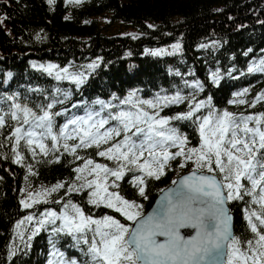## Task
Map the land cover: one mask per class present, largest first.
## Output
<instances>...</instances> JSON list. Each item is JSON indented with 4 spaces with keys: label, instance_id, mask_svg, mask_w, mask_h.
Instances as JSON below:
<instances>
[{
    "label": "trees",
    "instance_id": "trees-1",
    "mask_svg": "<svg viewBox=\"0 0 264 264\" xmlns=\"http://www.w3.org/2000/svg\"><path fill=\"white\" fill-rule=\"evenodd\" d=\"M0 100L15 94L19 102L28 103L34 110L37 104L49 102L55 89L70 94L67 103L57 104L53 111L66 115L55 118L57 128L68 116L82 115L86 107L99 100L111 101L113 96L124 98L136 91L143 99L157 94L173 95L180 92L191 99L207 100L217 111L256 115L264 113V101L253 108L252 101L264 92V73L247 71L250 65L264 59V0H82L80 4L68 0H0ZM109 23L102 24L101 19ZM118 23L120 28L116 29ZM151 26V27H150ZM127 30L134 35H123ZM135 37V38H133ZM180 44L171 56H156L150 51ZM51 63L60 68L85 70L86 64L97 62L86 82L76 87L57 81L32 63ZM218 72L219 83H213L212 73ZM179 73V74H177ZM199 82L203 91L196 92L188 84ZM247 89L245 104L229 103L236 93ZM39 90V91H37ZM63 97H61L62 99ZM116 103L117 101H112ZM10 101L0 103L7 110ZM75 104L77 107H72ZM188 100L164 108L161 116H173L187 111ZM14 122L8 121V125ZM187 136L189 147L199 145L197 128L191 121H173ZM11 127L0 130V264H48L54 251L62 253L65 261L76 260L88 264L89 258L72 243L68 235L56 238L47 230L34 236L28 248L10 255L9 242L15 224L34 209H58L54 201L62 198L67 183L73 181L75 167L83 160L61 152L39 155L35 159L21 142L18 149L24 155L23 165L13 163L11 142L5 139ZM50 145V141L48 142ZM96 149H78L77 154L92 158L97 163L115 167L111 161L96 155ZM59 157V162H49ZM160 179H146L147 199L138 194L131 183L132 174L119 181V193L129 201L142 205L143 213L154 202L161 189L173 179L177 160L171 162ZM31 167L35 175H30ZM172 168V169H171ZM67 182L65 188L53 193L51 201L24 209L21 189L25 185L53 186ZM247 185V182H244ZM66 199V198H65ZM87 193L67 195L92 217L110 215L118 220L117 212L89 205ZM250 197L229 203L234 219L236 237L252 239V233L243 218V210L256 211L249 205Z\"/></svg>",
    "mask_w": 264,
    "mask_h": 264
},
{
    "label": "snow or ice",
    "instance_id": "snow-or-ice-1",
    "mask_svg": "<svg viewBox=\"0 0 264 264\" xmlns=\"http://www.w3.org/2000/svg\"><path fill=\"white\" fill-rule=\"evenodd\" d=\"M81 2L68 0L72 4ZM48 3L51 5L53 0ZM3 19L0 17V22ZM172 48L175 53L180 44ZM164 53L165 50L160 49L151 54ZM33 67L57 81L67 80L77 87L87 80L85 72H72L70 67L60 68L55 64ZM96 67L97 63L87 65L89 70ZM247 71L264 73V59L250 65ZM219 79L218 72L212 73L213 83L218 84ZM187 86L196 92L203 91L199 82ZM247 91L236 93L229 103L245 104L241 97ZM69 98V93L57 88L51 97H46L49 102L35 106L37 110L19 102L15 94L0 100V103L11 102L6 111L0 107V130L7 126L12 129L5 139L11 142L13 163L23 165L25 157L18 150L21 142L33 159L38 154L37 149L43 157L63 149L61 155L68 153L76 160H83L81 166L73 169L74 182L57 183L37 191L22 190L26 191L27 198L21 199L20 204L27 209L34 204L47 203L48 197L65 188L67 183L65 195L86 191L89 204L112 209L135 226H125L110 215L95 219L68 200L59 215L51 210L41 214L36 220L37 226L31 229L29 241L46 225H56L59 221V226L52 228V234H66L78 244L88 245L85 253L90 257L88 264H264V113L244 115L217 111L211 97L197 101L195 93L191 94V99L179 91L143 99L136 91H130L126 97L113 96L108 102L97 99L93 105H98L99 110L88 106L83 115H70L57 128L55 118L66 115L69 110L53 109L57 104L67 103ZM185 100H188L187 111L161 116L164 108ZM260 101H264V92L257 95L250 106L254 108ZM205 108L207 114L201 112ZM9 120L14 124L8 125ZM173 121H191L199 134V146L188 147L187 136ZM93 147L97 156L111 161L115 167L77 154L78 149ZM178 157L182 160L181 168L188 162L195 165L192 173L173 181L178 187L165 193L157 210L146 217L141 204L125 199L119 191L110 190L119 189L118 182L131 173L133 187L147 199L146 179H160L170 162ZM49 162L58 163L59 157ZM28 172L35 175L31 167ZM246 196L251 198L249 205L258 206V210H245L253 235L252 239L242 240L231 231L226 204ZM54 202L60 203V200ZM34 219L32 215L26 216L16 228L20 229L26 222L31 224ZM183 228L195 229V235L186 239L181 235ZM18 235L22 238L21 233ZM157 237L164 239L161 242ZM53 249V259L48 264H77L76 260L65 261L63 254L55 251V244ZM9 251L10 255H15L14 251Z\"/></svg>",
    "mask_w": 264,
    "mask_h": 264
},
{
    "label": "rangeland",
    "instance_id": "rangeland-1",
    "mask_svg": "<svg viewBox=\"0 0 264 264\" xmlns=\"http://www.w3.org/2000/svg\"><path fill=\"white\" fill-rule=\"evenodd\" d=\"M101 22H102V24H107V23H109V20H108V18H103V19H101ZM115 26H116V29L117 28H120V26H119V24L118 23H116L115 24ZM120 34H123V35H126V34H129V35H134L135 33L134 32H131V31H127V30H121L120 32H119ZM172 46L173 45H170V46H168V47H164V48H158V49H156V50H153V51H157V50H160V49H164L165 50V53L164 54H162V55H156V56H171V55H174V54H176L177 52H175V53H173V48H172ZM153 51H150L151 53L153 52ZM259 61V60H258ZM257 61V62H258ZM92 63H97V62H91V63H88V64H86V71L87 72H85V70H83V69H81V70H72V69H70V71H72V72H85V74L86 75H88V73L90 72V71H92V70H89L88 68H87V65H89V64H92ZM47 64H51V63H47V62H45V63H32V67H33V65H47ZM34 68V67H33ZM36 70H38L37 68H35ZM43 72V71H42ZM45 73V72H44ZM46 74V73H45ZM46 75H48V74H46ZM50 77H52L53 79H55L53 76H50ZM56 80V79H55ZM61 81H63V82H68V83H70L71 84V82L70 81H67V80H61ZM72 84H74V83H72ZM75 85V84H74ZM76 87H77V85H75ZM91 106H94L95 108H96V110H99V106L98 105H93V103H91ZM201 112L203 113V114H207V112H208V109L207 108H205V109H202L201 110ZM84 114V113H83ZM82 114V115H83ZM199 115V114H198ZM250 126H252V125H250ZM199 146V145H198ZM189 147V146H188ZM171 151H173V152H175L176 151V149H171ZM177 160V166L174 168V174H173V180H172V182L175 180V178L177 177V176H179L180 174H183L185 171H187V170H193L194 169V167H195V165H193L191 162H188V163H186L185 164V166L183 167V168H181V167H179V164L182 162V160H181V158H177L176 159ZM173 161H175V160H173ZM173 161H171V162H173ZM170 162V166L169 167H171L172 165V163ZM83 164V163H82ZM113 164V163H112ZM115 165V164H114ZM168 167V168H169ZM172 169V168H171ZM167 170V168L165 169V171ZM75 176H76V174H75ZM89 179H91V177H89ZM75 181V177H74V179H73V181H71L70 183H72V182H74ZM54 186V185H53ZM52 186H46V187H43V186H41V185H39L38 187H32L31 185H25L22 189H21V199H26L27 198V196H26V191H37V190H40V189H42V188H51ZM22 190H26V191H22ZM66 190H67V188H66ZM110 190H113V191H117V189H110ZM81 192H79V193H76V192H73V193H71V194H80ZM87 193V192H86ZM66 198V199H65ZM56 200H60V203H56V204H58L59 206H58V209L56 210L55 208H51V207H46V208H43V209H40V210H38V209H34L31 213H29L27 216H29V215H32V216H34L35 217V219H34V221L31 223V224H29V223H25L20 229H17L16 228V225H17V223L19 222H17L16 224H15V226H14V228H13V233H12V235H11V239H10V242H9V247H10V249L12 250V251H14L15 252V254H17V253H19V252H21L22 250H24V249H26V248H28L29 247V245L31 244L30 242H31V240L29 241V239H28V236L29 235H31V229L33 228V227H36L37 226V224H36V220H38L39 218H40V216H41V214L42 213H44V212H46V211H49V210H51V211H55V212H57V214L59 215V213L63 210V205H64V203H66L68 200H67V195H65V193H64V196L62 197V198H58V199H56ZM87 202H88V196H87ZM51 201V198H50V196L48 197V202L47 203H49ZM71 202L72 203H74L72 200H71ZM39 204H46V203H39ZM74 204H76V203H74ZM38 204H34L31 208H27V209H33V208H35L36 206H37ZM77 205V204H76ZM89 205H91V204H89ZM22 206V205H21ZM78 206V205H77ZM91 206H93V205H91ZM23 207V206H22ZM81 209H82V207L81 206H79ZM24 209H26V208H24ZM114 211V210H113ZM118 213V212H117ZM119 214V213H118ZM86 215V214H85ZM120 215V214H119ZM103 216H105V215H103ZM103 216H100V217H93V218H95V219H100V218H102ZM121 216V215H120ZM26 217V216H25ZM24 217V218H25ZM24 218H22L21 220H24ZM114 218V217H113ZM114 219H116V218H114ZM20 220V221H21ZM118 220V219H117ZM121 223H123V224H125V226H128V227H130L131 226V224H132V222H130V221H128V220H126L123 216H121V220H119ZM59 221H57V223H56V225H46L45 226V229H42L41 231H43V230H47L48 232H49V236L50 237H57V236H59V235H62V234H58V235H53L52 234V228L53 227H58L59 226ZM18 233H21L22 234V238H21V235H18ZM71 239H72V241L74 242V244H75V246H77V248H79V249H82L83 250V252L84 253H86L87 252V247H88V245H86V244H83V243H77L71 236H69ZM88 239L90 240L91 239V234L89 233L88 234ZM87 256V255H86ZM88 257V256H87ZM89 258V261H90V257H88Z\"/></svg>",
    "mask_w": 264,
    "mask_h": 264
},
{
    "label": "water",
    "instance_id": "water-1",
    "mask_svg": "<svg viewBox=\"0 0 264 264\" xmlns=\"http://www.w3.org/2000/svg\"><path fill=\"white\" fill-rule=\"evenodd\" d=\"M191 173H192V171L187 172V173H185V174H183V175L177 177V178H176V181L180 180V179L183 178L184 176L190 175ZM177 187H178L177 184H173V185H169L167 188H165L164 190H162V191L157 195V197L155 198V200H154V202L152 203L151 207L145 212V214H144L143 216L146 217V216H148L149 214L154 213V212L157 210V208L160 206L161 200H162V198L164 197L165 193L169 192L170 190H171V191H174ZM226 207L228 208L227 205H226ZM228 210H229V208H228ZM229 215L231 216L230 227H231V231H232V233H233V235H234V229H233V216H232V214H230V212H229ZM134 226H135V225L132 223L131 228H133ZM185 229H186V230H185ZM180 231H181V234L184 233L183 235H184V237H185L186 239L191 238L192 228H183V229H181ZM162 238L164 239V237H157V239H158L159 241H161V242L163 241Z\"/></svg>",
    "mask_w": 264,
    "mask_h": 264
},
{
    "label": "bare ground",
    "instance_id": "bare-ground-1",
    "mask_svg": "<svg viewBox=\"0 0 264 264\" xmlns=\"http://www.w3.org/2000/svg\"><path fill=\"white\" fill-rule=\"evenodd\" d=\"M180 175H181V174H180ZM180 175H179V176H180ZM177 177H178V176H177ZM177 177H176V178H177ZM172 184H173V182H172ZM167 186H168V185H167ZM167 186H166V187H167ZM166 187H164V188H166ZM185 230H186V229H185ZM183 234H184V233H183ZM183 234H181V235L184 236ZM194 235H195V229H192L191 237L194 236ZM162 239H163V238H162Z\"/></svg>",
    "mask_w": 264,
    "mask_h": 264
}]
</instances>
